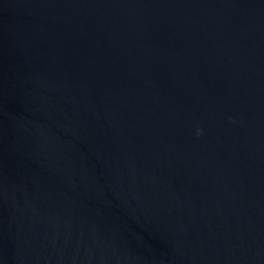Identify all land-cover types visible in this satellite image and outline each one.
Returning a JSON list of instances; mask_svg holds the SVG:
<instances>
[{
  "label": "water",
  "instance_id": "obj_1",
  "mask_svg": "<svg viewBox=\"0 0 264 264\" xmlns=\"http://www.w3.org/2000/svg\"><path fill=\"white\" fill-rule=\"evenodd\" d=\"M0 264H264V0H0Z\"/></svg>",
  "mask_w": 264,
  "mask_h": 264
}]
</instances>
